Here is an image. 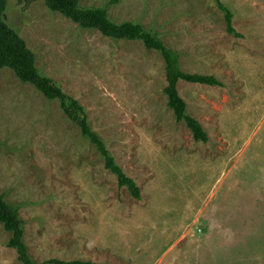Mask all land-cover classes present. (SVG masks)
<instances>
[{"label":"rangeland","instance_id":"1","mask_svg":"<svg viewBox=\"0 0 264 264\" xmlns=\"http://www.w3.org/2000/svg\"><path fill=\"white\" fill-rule=\"evenodd\" d=\"M81 0L135 22L180 54L178 84L209 137L196 142L163 93L161 56L140 41L84 30L43 1L7 0L5 23L41 75L85 108L140 200L117 186L93 145L32 85L0 71V196L19 206L35 264H264V0ZM0 223V264H20Z\"/></svg>","mask_w":264,"mask_h":264},{"label":"trees","instance_id":"2","mask_svg":"<svg viewBox=\"0 0 264 264\" xmlns=\"http://www.w3.org/2000/svg\"><path fill=\"white\" fill-rule=\"evenodd\" d=\"M21 1V0H20ZM43 1L47 9L61 14L84 30H96L112 41H140L147 51L158 53L165 66L166 87L163 90L167 106L172 110L176 122H183L191 132L194 141L208 143L209 137L201 124L187 113V104L178 92V84L224 88V84L213 76L185 73L181 69L180 54L168 48L160 37L135 22L116 24L108 16L106 8H83L81 0H33ZM222 13L226 32L240 38L233 28V15L220 0H214ZM7 0H0V71L11 70L20 82L32 85L46 100L59 102L64 116L79 129L80 135L94 146L103 160L104 169L114 175L117 186L125 188L135 200H140V189L116 164L106 143L93 129L85 108L77 99L68 95L51 79L41 75L35 65V56L27 48L24 40L3 20ZM19 206H14L0 196V223L11 234L7 247L13 249L20 264H35L24 241V223L19 217ZM45 264H93L89 262H61L51 260Z\"/></svg>","mask_w":264,"mask_h":264}]
</instances>
